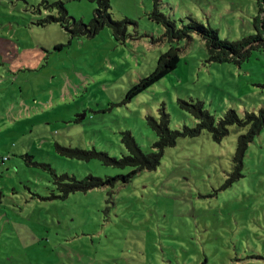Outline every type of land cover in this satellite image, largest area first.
<instances>
[{
    "label": "rangeland",
    "instance_id": "1",
    "mask_svg": "<svg viewBox=\"0 0 264 264\" xmlns=\"http://www.w3.org/2000/svg\"><path fill=\"white\" fill-rule=\"evenodd\" d=\"M125 40L104 26L72 35L50 21L59 6L69 25H88L97 0H0V264H264V128L239 171L233 157L248 127L233 125L219 143L204 131L164 149L160 165L131 167L69 158L64 150L125 153L129 132L144 153L148 124L163 109L172 130L196 121L181 102H201L216 121L234 110L264 109V50L239 63L208 62L204 41L173 44L175 70L128 97L170 43L150 19L155 0H108ZM180 28L190 20L221 40L256 33L262 0H157ZM114 179L67 196L55 175Z\"/></svg>",
    "mask_w": 264,
    "mask_h": 264
},
{
    "label": "trees",
    "instance_id": "2",
    "mask_svg": "<svg viewBox=\"0 0 264 264\" xmlns=\"http://www.w3.org/2000/svg\"><path fill=\"white\" fill-rule=\"evenodd\" d=\"M154 2V10L150 19L160 24L163 27L162 37L171 44L169 49L160 55L157 60L155 69L146 77L134 85L128 92V97H133L149 87L154 83L164 78L166 75L175 70L179 64V49L173 44H178L181 41L189 40L193 35L199 36L204 41L208 51V62H235L239 63L246 60L252 50H264V0L262 4L259 3V14L254 19L253 24L256 33L252 36L242 38L238 41L221 40L215 30L210 27L190 20L187 24L178 28L174 21H171L156 9ZM98 7L94 10L93 18L86 26H78L75 22L72 25L67 22V12L63 6H59V17L50 18V21L57 22L63 25L66 24L67 30L72 35L79 34H94L104 26L111 29L112 34L117 40H125L127 21L113 20L108 13L110 8L108 0H97ZM181 107L192 115L196 121L194 127H183L181 130H172L169 126V116L161 109L159 117H149L147 119L149 126L156 135V141L152 145V152L144 153L137 145L136 141L129 132L121 133V143L126 153L119 159L108 157L103 152L84 153L79 150H62L61 153L65 157L89 160L97 158L105 164H112L115 166L131 167L133 173L142 170H155L161 161L163 151L166 148L173 147L179 138H195L200 136L204 131L208 132L213 141L219 143L229 132V127L237 125L240 127L247 126L248 132L238 137L237 145L233 157V163L236 170L239 171L242 167L243 158L247 150L248 144L252 142L256 135H259L264 128V109H260L258 113H244L241 118L234 110H229L216 121L206 110H204L202 103L197 102H181ZM59 190L64 196L77 191H88L98 187H104L110 184L114 179H101L96 177H86L76 179L75 177L63 174L61 176L55 175Z\"/></svg>",
    "mask_w": 264,
    "mask_h": 264
},
{
    "label": "built area",
    "instance_id": "3",
    "mask_svg": "<svg viewBox=\"0 0 264 264\" xmlns=\"http://www.w3.org/2000/svg\"><path fill=\"white\" fill-rule=\"evenodd\" d=\"M9 160V157L4 156V157H0V170L3 167V165Z\"/></svg>",
    "mask_w": 264,
    "mask_h": 264
}]
</instances>
